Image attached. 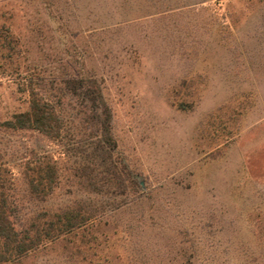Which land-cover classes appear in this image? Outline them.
<instances>
[{"label":"rangeland","instance_id":"374dc122","mask_svg":"<svg viewBox=\"0 0 264 264\" xmlns=\"http://www.w3.org/2000/svg\"><path fill=\"white\" fill-rule=\"evenodd\" d=\"M0 30L19 49L0 59V122L28 109L18 87L34 65L96 73L118 150L148 189L151 227L128 236L133 213L121 214L96 259L264 264V0H0ZM6 139L15 169L47 144Z\"/></svg>","mask_w":264,"mask_h":264},{"label":"trees","instance_id":"16d2710c","mask_svg":"<svg viewBox=\"0 0 264 264\" xmlns=\"http://www.w3.org/2000/svg\"><path fill=\"white\" fill-rule=\"evenodd\" d=\"M8 32L0 30V59L19 51ZM39 66L28 69L18 87L28 109L0 122V264H24L52 252L60 261L53 264H114L96 259L97 250L110 239L108 230L117 232L121 214L133 213L135 225L123 227L128 236L136 227H151L153 219L144 213L148 189L118 150L99 75L50 77ZM9 132L36 134L46 147L27 149L15 169ZM61 185L63 200L52 206Z\"/></svg>","mask_w":264,"mask_h":264}]
</instances>
